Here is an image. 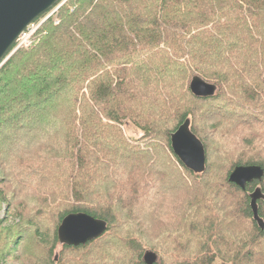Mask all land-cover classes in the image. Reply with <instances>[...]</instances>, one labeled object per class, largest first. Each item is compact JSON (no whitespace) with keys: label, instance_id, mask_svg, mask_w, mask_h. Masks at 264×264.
Instances as JSON below:
<instances>
[{"label":"trees","instance_id":"obj_1","mask_svg":"<svg viewBox=\"0 0 264 264\" xmlns=\"http://www.w3.org/2000/svg\"><path fill=\"white\" fill-rule=\"evenodd\" d=\"M54 13L0 67V264H147V251L154 264H264L251 205L264 176L229 180L264 169V0H67ZM195 75L215 94H193ZM187 119L202 173L172 147ZM75 212L107 230L55 259Z\"/></svg>","mask_w":264,"mask_h":264},{"label":"water","instance_id":"obj_2","mask_svg":"<svg viewBox=\"0 0 264 264\" xmlns=\"http://www.w3.org/2000/svg\"><path fill=\"white\" fill-rule=\"evenodd\" d=\"M61 0H0V67L12 54V49L19 37L39 17L50 11ZM193 94L208 97L215 94L217 86L195 75L190 83ZM172 147L180 160L196 173L206 169V150L202 141L191 130V121L187 119L175 132L171 134ZM264 169L258 165L238 166L230 174L229 180L246 189L248 183L262 180ZM264 198V193L257 187L251 193V205L254 219L264 229V219L259 215L258 200ZM107 230V223L86 212L68 214L58 228L61 244L81 245L100 237ZM158 255L154 251H147L144 260L147 264H154Z\"/></svg>","mask_w":264,"mask_h":264},{"label":"rangeland","instance_id":"obj_3","mask_svg":"<svg viewBox=\"0 0 264 264\" xmlns=\"http://www.w3.org/2000/svg\"><path fill=\"white\" fill-rule=\"evenodd\" d=\"M50 15H52V12H50L49 13V15H47V16H50ZM54 16L56 15L55 13L53 14ZM46 16V17H47ZM46 17L44 18V19H42L40 22H38V23H36V24H34V26H32L31 27V30L30 31H32V34L37 30V28L41 25V23L43 22V21H45V19H46ZM32 36L33 35H31L30 36V38L27 40V37H26V39H25V42H24V47H29L31 44H33L32 43ZM27 40V41H26ZM15 46H14V48L12 49V51H17L18 49H15ZM13 52V53H14ZM12 53V52H11ZM12 53V54H13ZM11 54V55H12ZM123 128V131H124V133H125V135L128 137V138H130L129 140L130 141H134V139L135 138H138L139 137V135H140V131L138 130V128L137 127H135L131 122L130 123H128L127 125H125V126H123L122 127ZM135 142V141H134ZM136 143V142H135ZM49 215H50V222H49V225H53V223H55V213H54V211H51L50 213H49ZM10 216V215H9ZM12 217V216H11ZM0 218H8V206H7V204L6 203H4V204H2V207H0ZM47 220V219H46ZM20 220H19V218L18 219H10V220H8L7 222H6V226H9V225H15L16 223H18ZM61 246H62V244L60 243L59 244V246L56 248V250H55V259L56 258H59L60 257V255H59V251H60V249H61ZM13 264H30L29 262H26L25 260H19L18 262H12ZM169 262H168V260H166V262H165V264H168Z\"/></svg>","mask_w":264,"mask_h":264},{"label":"built area","instance_id":"obj_4","mask_svg":"<svg viewBox=\"0 0 264 264\" xmlns=\"http://www.w3.org/2000/svg\"><path fill=\"white\" fill-rule=\"evenodd\" d=\"M67 0H61L57 5L54 6V8L52 9V14L57 11L59 9V7L61 5H63ZM34 26V24H32L20 37L19 39L17 40V43L15 45V49H20V48H23L25 45H24V42H25V39L27 37V40L30 38V36L32 35V31L31 30V27ZM26 40V41H27ZM14 49V50H15ZM14 51H12L13 53Z\"/></svg>","mask_w":264,"mask_h":264}]
</instances>
